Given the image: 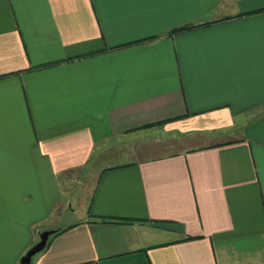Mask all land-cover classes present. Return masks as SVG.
Instances as JSON below:
<instances>
[{
  "label": "crops",
  "instance_id": "1",
  "mask_svg": "<svg viewBox=\"0 0 264 264\" xmlns=\"http://www.w3.org/2000/svg\"><path fill=\"white\" fill-rule=\"evenodd\" d=\"M45 229L32 264H264V0H0V264Z\"/></svg>",
  "mask_w": 264,
  "mask_h": 264
},
{
  "label": "rangeland",
  "instance_id": "2",
  "mask_svg": "<svg viewBox=\"0 0 264 264\" xmlns=\"http://www.w3.org/2000/svg\"><path fill=\"white\" fill-rule=\"evenodd\" d=\"M157 130L155 129H150L147 131V135L144 138V142H140V143H132V146H134L135 148H137V150H133L129 148L130 152H126V151H120L121 150V143H116L115 142V155L113 157V159H109L111 160L113 163H120V162H125L131 159H136L137 157L134 154H137L139 152V145L141 146L140 148L144 149L143 150V155L144 156H159L161 154L164 153H170L173 152L175 149L179 148V146L181 145V142L176 143V142H170V139H166L167 137H170L169 134L167 133H157ZM121 141L122 138H117ZM165 139V140H164ZM120 144V145H118ZM132 153V154H131ZM134 153V154H133ZM141 154V152H140ZM92 182V180L88 179V182ZM81 187V186H80ZM78 187V188H80ZM74 190V191H73ZM73 193L72 194H76V192L78 191V189H72ZM70 211V210H69ZM68 211V212H69ZM69 214H65L63 220L60 221L61 224H63L64 222H67L68 219H70Z\"/></svg>",
  "mask_w": 264,
  "mask_h": 264
},
{
  "label": "water",
  "instance_id": "3",
  "mask_svg": "<svg viewBox=\"0 0 264 264\" xmlns=\"http://www.w3.org/2000/svg\"><path fill=\"white\" fill-rule=\"evenodd\" d=\"M55 232V229H45L41 231L39 239L21 257L19 264H32L34 256L45 248L49 237Z\"/></svg>",
  "mask_w": 264,
  "mask_h": 264
},
{
  "label": "trees",
  "instance_id": "4",
  "mask_svg": "<svg viewBox=\"0 0 264 264\" xmlns=\"http://www.w3.org/2000/svg\"><path fill=\"white\" fill-rule=\"evenodd\" d=\"M191 26L185 25L182 26L180 28H178L177 30H183V29H187L190 28ZM133 219L131 218H125V217H107V218H103L102 221H108V222H123V223H129L132 222ZM62 230H57L54 234H52L49 239L54 236L55 234L59 233ZM49 241V240H48Z\"/></svg>",
  "mask_w": 264,
  "mask_h": 264
}]
</instances>
